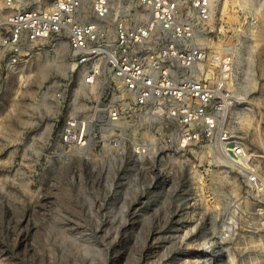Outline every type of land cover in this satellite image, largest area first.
Returning <instances> with one entry per match:
<instances>
[{
  "label": "rangeland",
  "instance_id": "obj_1",
  "mask_svg": "<svg viewBox=\"0 0 264 264\" xmlns=\"http://www.w3.org/2000/svg\"><path fill=\"white\" fill-rule=\"evenodd\" d=\"M209 25L212 51L235 56L227 124L260 186L206 152L168 158L158 144L142 165L133 133L121 151L64 148L70 99L44 94L69 86L82 115L86 92L66 42H47L0 73V264H264V0H215Z\"/></svg>",
  "mask_w": 264,
  "mask_h": 264
},
{
  "label": "built area",
  "instance_id": "obj_2",
  "mask_svg": "<svg viewBox=\"0 0 264 264\" xmlns=\"http://www.w3.org/2000/svg\"><path fill=\"white\" fill-rule=\"evenodd\" d=\"M211 16V0H2L0 73H17L38 47L65 41L87 105L74 114L75 91L47 88L44 96L70 99L58 134L64 148L121 151L133 133L142 165L158 156V144L168 158L206 152L242 166L258 187L228 129L224 90L235 56L209 47Z\"/></svg>",
  "mask_w": 264,
  "mask_h": 264
},
{
  "label": "bare ground",
  "instance_id": "obj_3",
  "mask_svg": "<svg viewBox=\"0 0 264 264\" xmlns=\"http://www.w3.org/2000/svg\"><path fill=\"white\" fill-rule=\"evenodd\" d=\"M211 2L213 3V2H215V0H211ZM212 17V16H211ZM54 64V63H53ZM55 66H57V65H55ZM31 72H33V70L31 71ZM38 74L40 75V77H43V78H45L46 76H47V70L43 67V68H38ZM38 75V76H39ZM110 145L109 144H107L106 146H105V150L106 151H109L110 150ZM76 151H80L79 149H77ZM263 185V184H262ZM76 232V231H75ZM76 234H77V232H76ZM76 234L75 233H73V232H71V230H70V232L68 231V235H70L72 238H74V239H77L76 237H78V236H76ZM118 235V234H117ZM201 252H203V251H201ZM200 252V253H201ZM207 253V252H206ZM207 256H208V258H207V261H208V263L207 264H214V262H215V259H216V257H215V255L214 254H206Z\"/></svg>",
  "mask_w": 264,
  "mask_h": 264
}]
</instances>
